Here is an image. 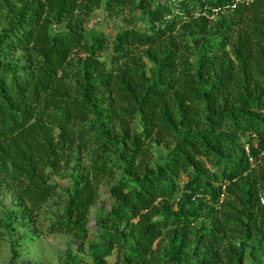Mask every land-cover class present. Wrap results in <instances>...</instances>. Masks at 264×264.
Masks as SVG:
<instances>
[{
    "label": "trees",
    "instance_id": "obj_1",
    "mask_svg": "<svg viewBox=\"0 0 264 264\" xmlns=\"http://www.w3.org/2000/svg\"><path fill=\"white\" fill-rule=\"evenodd\" d=\"M5 1L0 189L18 207L8 220L31 225L57 194L49 177L74 162L48 233L84 240L100 180L123 174L91 264H264V0ZM101 7L138 11L144 28L86 32ZM205 7L224 11L208 19Z\"/></svg>",
    "mask_w": 264,
    "mask_h": 264
},
{
    "label": "rangeland",
    "instance_id": "obj_2",
    "mask_svg": "<svg viewBox=\"0 0 264 264\" xmlns=\"http://www.w3.org/2000/svg\"><path fill=\"white\" fill-rule=\"evenodd\" d=\"M164 1V0H158ZM173 1V0H172ZM5 0H0V31L7 25L8 20L4 16ZM142 15L136 11H124L122 14L108 15L101 7L94 11L85 23V31L91 33H103L108 37H113L118 30L136 27L142 30L144 20ZM51 31H63L64 24H52ZM18 54V53H17ZM110 52H104L103 58H107ZM17 56V55H16ZM6 61V60H5ZM164 153L163 149L156 147L154 159ZM90 153H83L79 160V166H87ZM74 162L65 165L59 170L57 175L49 177V182L57 185V194L49 200L34 216L31 225L20 223L19 218H12L9 221L7 216L11 211L17 210L15 199L12 192L0 189V264H20L29 262L34 264H65L68 255H76L81 259V264H91L89 247L100 241L102 226L99 220L102 219L113 205V197L110 188L123 178L120 171L113 173L100 180L99 198L91 206L87 221L85 222L86 238L84 240L76 239L67 233H48L47 228L52 219L58 217L66 204V195L70 190V181L67 177L73 170ZM79 169V168H78ZM13 225L8 228L7 224ZM13 252L17 256L13 259ZM114 256L109 260L113 261ZM246 264H253L250 259L245 261Z\"/></svg>",
    "mask_w": 264,
    "mask_h": 264
},
{
    "label": "built area",
    "instance_id": "obj_3",
    "mask_svg": "<svg viewBox=\"0 0 264 264\" xmlns=\"http://www.w3.org/2000/svg\"><path fill=\"white\" fill-rule=\"evenodd\" d=\"M238 0H234V3L231 5V8H235L236 3ZM250 0H245V2H249ZM236 2V3H235ZM206 11L202 12V15L207 17L208 19H213L216 17L220 12H223L224 10L221 8H209L205 7Z\"/></svg>",
    "mask_w": 264,
    "mask_h": 264
}]
</instances>
